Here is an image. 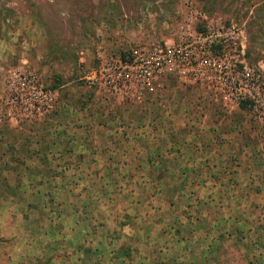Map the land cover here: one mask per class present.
<instances>
[{
	"label": "crops",
	"instance_id": "1",
	"mask_svg": "<svg viewBox=\"0 0 264 264\" xmlns=\"http://www.w3.org/2000/svg\"><path fill=\"white\" fill-rule=\"evenodd\" d=\"M7 20L0 103L6 70L23 61ZM170 81L141 106L61 86L54 113L0 125V249L14 264H163L197 236L210 248L214 234L262 241L264 124ZM170 93L197 105L161 106Z\"/></svg>",
	"mask_w": 264,
	"mask_h": 264
},
{
	"label": "rangeland",
	"instance_id": "2",
	"mask_svg": "<svg viewBox=\"0 0 264 264\" xmlns=\"http://www.w3.org/2000/svg\"><path fill=\"white\" fill-rule=\"evenodd\" d=\"M200 11L205 12L213 22L238 26V42L242 45V55L238 60L251 68L264 69V0H0V19H8L3 22L4 25L11 32L14 27L21 30L23 61L17 65L34 70L44 84L55 91V110L60 107L59 87H90L84 78L95 66L99 52L124 57L128 48L137 43L169 40L181 22L190 20L193 25L196 24V28H200L198 18L193 17ZM115 29L119 32L115 33ZM107 43H110V49L105 47ZM96 44L99 45L97 51ZM170 80L181 88L197 89L213 107L226 114L233 113L239 107L249 109L252 120L264 124L254 118L250 105L225 107L217 96L209 95L202 87L184 85L172 75L158 83L159 87L154 85L151 89L141 90L131 98L110 95L94 88L117 102L141 106L149 96L164 90ZM84 92L87 94L85 89ZM194 105H197L194 98L178 93H170L161 103V106L169 109L190 108ZM40 120L5 119L0 125ZM214 237L211 244L213 248L205 243V236H197L193 246L184 244L181 253L173 254L178 261L160 256L165 260L163 264H264V237L262 241L248 236L243 241L240 234L227 237L220 234L217 237L219 239ZM5 252L0 249V264H14V252L11 250L9 256ZM54 254L56 257L57 253ZM159 262L154 261L152 264ZM27 264L32 263L28 261ZM36 264L42 262L37 261Z\"/></svg>",
	"mask_w": 264,
	"mask_h": 264
},
{
	"label": "built area",
	"instance_id": "3",
	"mask_svg": "<svg viewBox=\"0 0 264 264\" xmlns=\"http://www.w3.org/2000/svg\"><path fill=\"white\" fill-rule=\"evenodd\" d=\"M193 17L200 28L190 20L181 22L167 41L137 43L124 57L99 52L95 66L85 75L87 85L131 98L172 75L184 85L217 96L225 107L246 102L254 118L264 123V69L238 60L242 55L238 26L213 22L201 11ZM56 107L55 91L34 70L21 66L6 70L0 123L40 120Z\"/></svg>",
	"mask_w": 264,
	"mask_h": 264
},
{
	"label": "trees",
	"instance_id": "4",
	"mask_svg": "<svg viewBox=\"0 0 264 264\" xmlns=\"http://www.w3.org/2000/svg\"><path fill=\"white\" fill-rule=\"evenodd\" d=\"M243 104H246V105H248L246 102H243V103H241L240 105H243Z\"/></svg>",
	"mask_w": 264,
	"mask_h": 264
}]
</instances>
